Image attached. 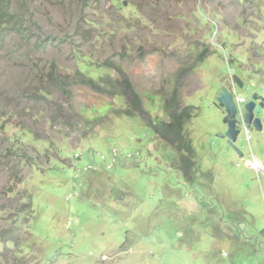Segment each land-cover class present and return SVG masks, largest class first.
<instances>
[{"label": "rangeland", "instance_id": "obj_1", "mask_svg": "<svg viewBox=\"0 0 264 264\" xmlns=\"http://www.w3.org/2000/svg\"><path fill=\"white\" fill-rule=\"evenodd\" d=\"M11 1L0 223L31 196L33 264H264V108L262 129L243 116L264 97V0ZM49 75L67 90L43 92ZM223 87L240 102L234 146ZM187 108L191 157L152 125Z\"/></svg>", "mask_w": 264, "mask_h": 264}, {"label": "trees", "instance_id": "obj_2", "mask_svg": "<svg viewBox=\"0 0 264 264\" xmlns=\"http://www.w3.org/2000/svg\"><path fill=\"white\" fill-rule=\"evenodd\" d=\"M12 1L11 0H0V47L5 42L7 36L11 32H18L23 34V23L18 18V15L14 14L12 11ZM30 39V36H27ZM208 49L205 50V53ZM118 69L122 70L120 66ZM66 78H60L57 75H49L47 83L42 90L43 92L50 93L52 90H67ZM127 90L131 88V82L127 77L124 81ZM53 88V89H52ZM132 97L136 104H141V98L139 95L132 90ZM68 98L71 100V96ZM190 108L184 109L180 112H172L169 116L168 121L162 119L152 120V125L158 136L172 145H176L177 149L187 152L188 156L193 155V148L191 142L187 140L183 132V120L191 116ZM126 114L129 111H125ZM191 161V158L187 162ZM23 177L16 174L13 181L4 191L5 195L10 193H15L18 191V186L22 182ZM8 198V197H7ZM26 200L22 201L16 197H9L8 204L2 205V209L12 212L14 218L2 217L3 223H0V264H33L36 262V257L33 254H29L25 251V245L23 244L27 235H29L28 230L24 229V219L29 218L34 211L32 207V198L27 195ZM11 221L10 224H7Z\"/></svg>", "mask_w": 264, "mask_h": 264}, {"label": "water", "instance_id": "obj_3", "mask_svg": "<svg viewBox=\"0 0 264 264\" xmlns=\"http://www.w3.org/2000/svg\"><path fill=\"white\" fill-rule=\"evenodd\" d=\"M234 81L239 86H243V82L238 75H234ZM258 98L260 102L257 103ZM219 102L224 106L227 112V116L224 118V122L227 123L228 129L225 133L228 143L234 146L238 135L241 133V129L238 128L237 115L240 112V106L234 96V93L228 88L223 87L221 95L218 98ZM245 112L243 113L244 120L247 124L253 125L255 128L262 129L263 124L260 118V113L264 108V97L255 93L250 101L245 103Z\"/></svg>", "mask_w": 264, "mask_h": 264}, {"label": "flooded vegetation", "instance_id": "obj_4", "mask_svg": "<svg viewBox=\"0 0 264 264\" xmlns=\"http://www.w3.org/2000/svg\"><path fill=\"white\" fill-rule=\"evenodd\" d=\"M254 94H255V93H254ZM254 94H253V95H254ZM259 96H260V95H259ZM258 102H260V99H259V98H258V100H257V103H258ZM225 116H227V113L225 114ZM225 123H226V122H225ZM226 124H227V123H226Z\"/></svg>", "mask_w": 264, "mask_h": 264}, {"label": "clouds", "instance_id": "obj_5", "mask_svg": "<svg viewBox=\"0 0 264 264\" xmlns=\"http://www.w3.org/2000/svg\"><path fill=\"white\" fill-rule=\"evenodd\" d=\"M239 104V106H240V103H238Z\"/></svg>", "mask_w": 264, "mask_h": 264}, {"label": "built area", "instance_id": "obj_6", "mask_svg": "<svg viewBox=\"0 0 264 264\" xmlns=\"http://www.w3.org/2000/svg\"><path fill=\"white\" fill-rule=\"evenodd\" d=\"M201 1V0H200ZM240 103V102H239Z\"/></svg>", "mask_w": 264, "mask_h": 264}]
</instances>
